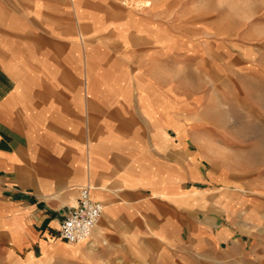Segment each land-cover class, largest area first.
I'll use <instances>...</instances> for the list:
<instances>
[{"label": "crops", "instance_id": "crops-1", "mask_svg": "<svg viewBox=\"0 0 264 264\" xmlns=\"http://www.w3.org/2000/svg\"><path fill=\"white\" fill-rule=\"evenodd\" d=\"M205 23L0 0V264H264L254 63ZM84 186L104 212L70 243Z\"/></svg>", "mask_w": 264, "mask_h": 264}, {"label": "rangeland", "instance_id": "rangeland-1", "mask_svg": "<svg viewBox=\"0 0 264 264\" xmlns=\"http://www.w3.org/2000/svg\"><path fill=\"white\" fill-rule=\"evenodd\" d=\"M121 1L137 6L136 2L139 0ZM157 1L171 10L175 21L182 20L191 26L197 20L205 19L207 30L213 28L225 36H236L238 43L247 47L248 56L254 63L249 69L254 74L249 81L255 108L254 118H258L260 109L261 119L264 120V0ZM251 163L256 165L255 171L264 174V160H254ZM255 180L264 183V175L256 177Z\"/></svg>", "mask_w": 264, "mask_h": 264}, {"label": "built area", "instance_id": "built-area-1", "mask_svg": "<svg viewBox=\"0 0 264 264\" xmlns=\"http://www.w3.org/2000/svg\"><path fill=\"white\" fill-rule=\"evenodd\" d=\"M104 212V204L93 199L91 188L80 189L78 203L63 218L59 236L70 243H81L87 240Z\"/></svg>", "mask_w": 264, "mask_h": 264}, {"label": "bare ground", "instance_id": "bare-ground-1", "mask_svg": "<svg viewBox=\"0 0 264 264\" xmlns=\"http://www.w3.org/2000/svg\"><path fill=\"white\" fill-rule=\"evenodd\" d=\"M138 7H147L152 4V1L150 0H139L136 2Z\"/></svg>", "mask_w": 264, "mask_h": 264}]
</instances>
